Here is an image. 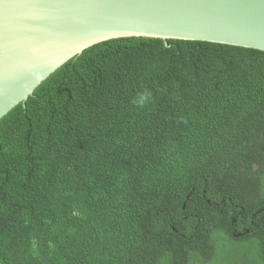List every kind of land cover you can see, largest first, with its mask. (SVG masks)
Wrapping results in <instances>:
<instances>
[{"label": "trees", "instance_id": "16d2710c", "mask_svg": "<svg viewBox=\"0 0 264 264\" xmlns=\"http://www.w3.org/2000/svg\"><path fill=\"white\" fill-rule=\"evenodd\" d=\"M167 45L94 44L0 118V264H219V240H264V51Z\"/></svg>", "mask_w": 264, "mask_h": 264}, {"label": "water", "instance_id": "95a60500", "mask_svg": "<svg viewBox=\"0 0 264 264\" xmlns=\"http://www.w3.org/2000/svg\"><path fill=\"white\" fill-rule=\"evenodd\" d=\"M122 37L264 51V0H0V118L72 57Z\"/></svg>", "mask_w": 264, "mask_h": 264}, {"label": "flooded vegetation", "instance_id": "af4514ba", "mask_svg": "<svg viewBox=\"0 0 264 264\" xmlns=\"http://www.w3.org/2000/svg\"><path fill=\"white\" fill-rule=\"evenodd\" d=\"M261 213H263V216H264V207L258 209L257 211H253L250 217L256 218L257 215ZM236 215L231 217V223L235 224V226H236V218H237ZM245 232H247L246 227H242L241 229L233 227V230H232L233 236H237L239 238H242L241 236H245L246 235ZM243 241L234 245L235 254H243V255H245L246 253L249 254V256H245L243 259H239L240 261H242L241 264H264V240L261 242L254 241L255 247L249 250V252H247L248 251L247 245L243 243ZM222 252L224 254H227V250L223 249L219 251V253H222Z\"/></svg>", "mask_w": 264, "mask_h": 264}, {"label": "rangeland", "instance_id": "374dc122", "mask_svg": "<svg viewBox=\"0 0 264 264\" xmlns=\"http://www.w3.org/2000/svg\"><path fill=\"white\" fill-rule=\"evenodd\" d=\"M234 243L230 240H219V248L227 250V254L219 253V264H237L236 254L234 253ZM247 245V244H246ZM255 247L254 241L248 243L247 248L251 250Z\"/></svg>", "mask_w": 264, "mask_h": 264}, {"label": "clouds", "instance_id": "9594fccd", "mask_svg": "<svg viewBox=\"0 0 264 264\" xmlns=\"http://www.w3.org/2000/svg\"><path fill=\"white\" fill-rule=\"evenodd\" d=\"M146 99H147V94H142L138 100V103L140 105H143L145 102H146Z\"/></svg>", "mask_w": 264, "mask_h": 264}]
</instances>
